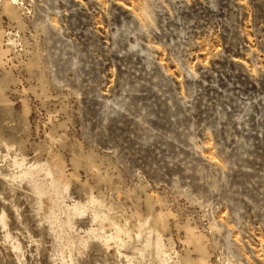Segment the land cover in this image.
Wrapping results in <instances>:
<instances>
[{
	"label": "rangeland",
	"instance_id": "1",
	"mask_svg": "<svg viewBox=\"0 0 264 264\" xmlns=\"http://www.w3.org/2000/svg\"><path fill=\"white\" fill-rule=\"evenodd\" d=\"M0 42V264H264V0H0Z\"/></svg>",
	"mask_w": 264,
	"mask_h": 264
},
{
	"label": "bare ground",
	"instance_id": "2",
	"mask_svg": "<svg viewBox=\"0 0 264 264\" xmlns=\"http://www.w3.org/2000/svg\"><path fill=\"white\" fill-rule=\"evenodd\" d=\"M0 51L4 52V51H3V49H2V47H1V42H0ZM57 181L61 182V180H60V179H57ZM193 240H195V238H194V237H193ZM204 264H205V262H204Z\"/></svg>",
	"mask_w": 264,
	"mask_h": 264
}]
</instances>
